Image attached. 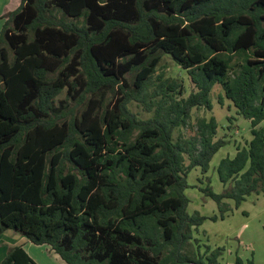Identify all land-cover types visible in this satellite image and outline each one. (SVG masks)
<instances>
[{
    "label": "trees",
    "instance_id": "trees-1",
    "mask_svg": "<svg viewBox=\"0 0 264 264\" xmlns=\"http://www.w3.org/2000/svg\"><path fill=\"white\" fill-rule=\"evenodd\" d=\"M0 18V236L14 229L66 264H218L221 247L185 252L205 216L184 189L226 140L214 117L174 132L219 84L251 138L205 194L223 218L227 199L264 193V0H20ZM163 55L187 96L174 78L148 93ZM63 90L69 113L55 110ZM0 264L38 263L15 245Z\"/></svg>",
    "mask_w": 264,
    "mask_h": 264
},
{
    "label": "rangeland",
    "instance_id": "rangeland-1",
    "mask_svg": "<svg viewBox=\"0 0 264 264\" xmlns=\"http://www.w3.org/2000/svg\"><path fill=\"white\" fill-rule=\"evenodd\" d=\"M8 1L0 0V11L2 9L12 11L18 7L17 0ZM3 13L0 12V16ZM2 23L3 18H0V28ZM164 78H174L177 82L182 83L185 86L184 96H187L190 91L195 89L189 76L179 69L168 55L162 56L161 62L149 82L148 93L157 89L160 80ZM127 79L132 83L133 75H127ZM65 97L66 91L63 90L55 103L56 112L59 113L68 109L61 102L64 101ZM104 99L105 104H108L109 107L114 104L115 98L112 99L109 93L105 95ZM210 101V109L203 106L194 107L188 123L174 132L175 138L180 136L190 137L195 134V126L198 120H207L210 117H214L217 122L215 138H224L226 140L225 145L213 155L205 173H202L199 167H193L187 175V187L184 189V195L189 199L187 210L189 212L198 211L205 216V219L201 225L193 229L192 240L186 247L185 252L188 256H191L196 245H200L201 252L205 246H209L211 249L221 247L218 264H234L236 256L243 260L251 258L254 264H264V193L247 195L238 207L234 206L232 200L227 199L226 202L232 209L226 212L223 218H220L216 203L204 191L208 185L216 193H220L223 190L216 171L218 162L223 157L232 156L235 153L237 144L240 146L245 145L251 138L249 119L236 113L231 101L223 97V90L219 84H215L212 87ZM129 109L140 118H146L150 115V113L145 111L142 103L136 101L129 104ZM66 112L69 113L68 111ZM259 125L264 126V120ZM212 215H217V219H210ZM26 240V237L16 230L6 229L0 236V255H2L4 249L7 251L11 245L22 246V242H26L24 246L27 249L26 245H28L29 241ZM32 246L36 249L33 252L45 260H50L52 252L50 247L46 244L37 246L34 243H32ZM53 256H57L58 262L61 264H66L55 252Z\"/></svg>",
    "mask_w": 264,
    "mask_h": 264
},
{
    "label": "crops",
    "instance_id": "crops-1",
    "mask_svg": "<svg viewBox=\"0 0 264 264\" xmlns=\"http://www.w3.org/2000/svg\"><path fill=\"white\" fill-rule=\"evenodd\" d=\"M10 2L12 1V0H9ZM8 1V2H9ZM17 2H18V5H19V3H20V0H17ZM9 11V9H2L0 12H8ZM24 236V235H23ZM27 239V238H26ZM28 241H29V243H28V245H26L27 246V249L25 248V246H24V244L26 243V242H22V247L26 250V252L38 263V264H61L60 262H58L59 260H58V257L56 258V257H54L53 256V250H52V252H51V258H50V260H52V261H54V262H51L50 260H45L44 258H42V257H40L37 253H35V252H33V251H35L36 249L35 248H33V246H32V242L29 240V239H27ZM26 240V241H27ZM43 245V244H42ZM47 245V244H46ZM12 246H15V245H11L10 247H12ZM37 246H39V245H37ZM48 246V245H47ZM9 247V248H10ZM49 247V246H48ZM28 250H30V251H28ZM31 252H33V253H31ZM5 253H6V249H4L3 250V253H2V255H0V260L3 258V256L5 255ZM34 254V255H33Z\"/></svg>",
    "mask_w": 264,
    "mask_h": 264
}]
</instances>
